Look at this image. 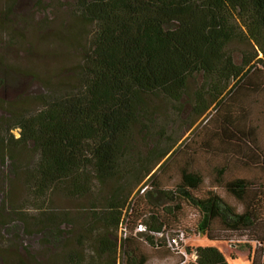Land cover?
Masks as SVG:
<instances>
[{"label": "trees", "instance_id": "obj_1", "mask_svg": "<svg viewBox=\"0 0 264 264\" xmlns=\"http://www.w3.org/2000/svg\"><path fill=\"white\" fill-rule=\"evenodd\" d=\"M75 9L77 18L91 26V34L73 82L42 98L36 112L12 116V126L0 136V147L29 145L34 152L36 160L27 171L33 206L40 210L56 191L82 198L91 195L95 185L123 180L118 175L136 178L139 174L132 173L141 170L142 160L136 161L139 169L127 165L135 162L130 155L135 130L140 145L149 141L158 111L154 102L179 103L189 80L200 75L204 84L193 97L196 116L217 106L201 128L206 137L200 148L215 157V191L224 190L242 210L216 192L196 197L203 179L185 167L172 192H163L153 180L131 203V191L117 186L104 204H90L92 210L101 208L97 215L104 229L96 239V254L113 264L119 230L122 264L146 263L137 257L136 239L171 250L166 238L185 235L182 229L167 228L182 204L195 209L196 234L208 241L227 240L215 235V224L221 223L223 232L251 233V241L264 247V177H225L244 165L251 174H264V115L257 119L243 107L264 92V59L243 56L238 65L227 52L244 28L246 39L264 55V0H75ZM184 149L183 154L191 155L187 146ZM149 160L151 169L155 161ZM154 193L175 205L162 210L152 206L138 214L142 199L151 201ZM49 224H42L41 232ZM193 254V261L182 264H228L215 247H197ZM68 258L70 264L83 263L80 255ZM248 261L264 264V257L258 263L249 255Z\"/></svg>", "mask_w": 264, "mask_h": 264}, {"label": "rangeland", "instance_id": "obj_2", "mask_svg": "<svg viewBox=\"0 0 264 264\" xmlns=\"http://www.w3.org/2000/svg\"><path fill=\"white\" fill-rule=\"evenodd\" d=\"M75 11V0H0V136L4 135L6 127L12 126V116L36 112L42 98L52 92H62L73 82L76 66L91 34V26L77 18ZM235 24L238 25V21ZM240 33L227 47L235 64L239 65L243 56L256 54L257 58L264 59L259 47L246 39L244 28ZM203 84V78L197 75L189 80L179 103L164 99L154 102L158 111L153 129H149V141L140 145L135 130L134 148L130 153L135 156V162L127 165L140 164L136 161L142 160L141 170L132 173L139 174L136 178L118 175L117 179L123 180L95 185L92 194L82 198L56 191L51 193L50 203L36 209L27 185V171L36 160L34 152L29 145H1L4 157L0 160V264H70L69 254L80 255L82 264H108L106 257L100 259L96 254V239L104 232L97 215L101 208L92 210L90 204H104L117 186L131 191L132 203L142 186L153 180L163 192H172L180 181L183 167L198 172L203 179L201 187L194 192L196 197L216 192L235 210L241 211L224 190L215 191V157L204 154L200 148L206 137L201 128L217 107L212 106L204 115L196 116L193 97ZM243 103L255 118L264 115V92L251 105ZM12 134L14 138L19 136L18 130ZM185 146L192 151L191 155L183 154L187 151ZM150 156L155 161L151 164V167L155 164L152 170L148 162L152 159ZM137 164L134 170L139 169ZM237 176L261 180L264 174H226L225 177ZM172 204L168 197L154 193L151 201L142 199L138 214L152 206L162 210ZM197 219L195 209L182 204L177 218H172L167 228L184 230V241L172 251L155 249L136 239L137 257L144 258L145 264H182L194 260L195 248L215 247L228 264H250L249 255L258 263L263 261L264 247L251 241V233L223 232L222 224L216 223L215 235L225 236L227 240L208 241L196 234ZM46 223L48 230L41 232L42 224ZM120 236L119 230L113 264H122Z\"/></svg>", "mask_w": 264, "mask_h": 264}, {"label": "built area", "instance_id": "obj_3", "mask_svg": "<svg viewBox=\"0 0 264 264\" xmlns=\"http://www.w3.org/2000/svg\"><path fill=\"white\" fill-rule=\"evenodd\" d=\"M144 191L141 190V193ZM140 230H143V228H140ZM184 241V236L181 234L179 236H176V237H167L166 238V243H167V246L168 248H170L172 251H174L178 246L179 244Z\"/></svg>", "mask_w": 264, "mask_h": 264}, {"label": "crops", "instance_id": "obj_4", "mask_svg": "<svg viewBox=\"0 0 264 264\" xmlns=\"http://www.w3.org/2000/svg\"><path fill=\"white\" fill-rule=\"evenodd\" d=\"M241 167H243L241 165ZM237 174H251L250 173V167L247 165H244V167L242 169H239V172H237Z\"/></svg>", "mask_w": 264, "mask_h": 264}]
</instances>
